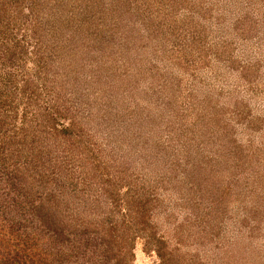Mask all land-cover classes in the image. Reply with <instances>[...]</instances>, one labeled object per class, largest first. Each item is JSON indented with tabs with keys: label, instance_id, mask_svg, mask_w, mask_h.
<instances>
[{
	"label": "trees",
	"instance_id": "16d2710c",
	"mask_svg": "<svg viewBox=\"0 0 264 264\" xmlns=\"http://www.w3.org/2000/svg\"><path fill=\"white\" fill-rule=\"evenodd\" d=\"M85 1L90 2L0 0V264H133L137 244L158 264H209L198 249L219 235L226 218L220 171L238 164L233 151L239 147L227 124L210 122L207 117L215 115L208 114L209 107L194 112L204 119L188 127L162 125L152 109L141 127L145 105L138 108L145 95L148 105H162V95L169 96L176 86L165 82L166 74L160 75L157 64L147 60L148 50L153 47L160 54L165 39L178 37L176 31L179 40L184 34L194 36L177 17L209 14L194 0H159L162 8L157 11H148L145 0H132L131 6L144 12L133 19L130 33L119 30L129 39L123 42L118 32L106 28L111 19L92 18L95 6L83 5ZM251 24L246 22L243 32L252 39ZM203 32L207 39L202 45L219 57L218 43ZM81 44L87 54L78 51ZM93 47L100 48L102 57L109 51L112 64L106 69L86 67L83 60ZM102 89H109V95L103 94L104 107L99 100L92 106L91 96ZM168 99L165 103H174ZM205 99L200 101L207 104ZM165 107L176 111L174 105ZM97 116L102 121L96 132L114 130L120 122L126 132L113 141L103 137L97 145L79 138L80 124ZM141 129L148 137L145 142ZM153 129L160 137L151 146ZM50 142L55 143L53 150H60L47 149ZM181 199L187 213L180 212V220L179 212L168 211ZM209 223L214 228L206 229Z\"/></svg>",
	"mask_w": 264,
	"mask_h": 264
},
{
	"label": "rangeland",
	"instance_id": "374dc122",
	"mask_svg": "<svg viewBox=\"0 0 264 264\" xmlns=\"http://www.w3.org/2000/svg\"><path fill=\"white\" fill-rule=\"evenodd\" d=\"M102 1L106 2L105 8L102 6L104 4L102 2L100 6L98 5V0L85 1L83 5L90 6L92 3L95 6L93 12H90L92 18L111 19V24L106 28L111 29L112 32H118L116 36L118 35L123 42L129 40H126L120 31L130 33L133 19L142 17L143 9L131 6L132 0H128L130 6L127 5L126 0ZM139 1L137 0L138 3H143ZM144 2L147 4L148 11L153 9L157 11L158 8H162L159 6V0H145ZM193 3L201 12L209 14V17L202 16L200 12H194L193 16H180L181 18L177 17L176 19L182 23L183 30L194 31V36H185L186 34H184L179 40L180 32L175 30L178 37L171 36L165 39L160 54H156L153 47L146 53L147 60L157 64L161 71L160 75L166 74L165 82L173 81L176 86L169 96L163 97L162 95V105L157 107L148 105V95L144 96L142 100L145 103L138 106L139 108L145 105L144 113L140 118L143 120H141V127L144 120H148L147 112L151 109L154 111H150L151 115L156 117V122L159 118L163 119L162 125L177 122V124L182 123L188 127L194 123L198 125L197 122L204 118L199 120L194 117L195 113L200 114L208 107L210 108L208 114L212 112L215 116H208L207 118H210L211 121L208 119L204 121L213 123L214 119H217L223 123L224 127L226 124L229 126L230 129L227 131L231 130V139L239 147V150L233 151V158L238 164L229 170H226V167L220 171L223 177L219 178L221 185L219 193L223 194L226 218L220 227L219 235L213 239L208 238L207 246L202 242L198 249L202 254L199 256L205 261L210 260L209 264H264V0H194ZM240 4L246 7L243 9ZM163 16L165 15L158 16V19ZM130 17L132 20L126 26L123 22ZM246 22L247 25L252 23V39L247 38L243 32L245 29L243 25ZM206 30L207 33H210L211 39L218 43L216 48L218 47L220 50L219 57L211 54L210 50L201 43L203 39H207L204 38L205 33L203 32ZM83 44L78 48V51L83 49V52L87 54L88 50L82 47ZM172 45L174 50L171 49ZM100 52V48H92L88 54L89 57L83 60L87 62L86 67L94 66L92 69H95L98 65L106 69L109 64H112L111 58L107 59L109 51H103V57ZM206 53L211 54L206 55L210 58L208 62L204 61ZM169 55L170 57H168ZM244 67L246 70L243 69ZM244 72L245 76H243ZM102 90L105 92L100 91L96 93V97L91 96L92 106L96 107L99 100L98 103L104 107L106 97H103V94L109 95V89ZM197 90L202 91L203 94H199ZM191 93L194 94L192 98ZM158 95L160 96L159 90ZM149 97L151 98V96ZM100 98H102V102H100ZM167 98H172L174 103L171 101L165 103ZM203 98H206V107L203 104L204 101H200ZM164 103L165 106L174 105L176 111L166 109ZM135 105L129 104V107L134 109ZM180 108L186 110V114ZM96 118L88 125L80 124L79 138L87 137L91 139L93 145H97L103 140V137H108L113 141L126 132L124 125L120 122L118 128L114 130L109 128L105 132L98 133L96 126L102 119L98 116ZM117 119L115 116L112 121ZM77 120L79 119L77 118ZM233 124L235 127L231 129ZM219 126L226 130L221 125ZM141 131V137H144L145 142L148 137L144 136L142 129ZM158 134L159 130H151V146H154ZM50 143L52 145L47 149L50 148L49 150L52 152L58 151L59 148L56 150L52 148L55 143ZM146 144L147 142L144 145ZM65 145L69 149L75 150V146H72L71 143L68 145L67 142ZM59 146L61 147L60 144ZM104 147L108 149L107 143H104ZM182 147L188 150L185 143L182 144ZM209 155L212 156L211 153ZM118 158L116 156V159ZM138 158L137 155H134L133 164L137 168L140 167V161L136 160ZM221 159L220 157V162L223 161ZM177 194L174 195L176 199L180 198ZM182 199L174 200L168 211L170 214L179 212L177 218L180 220L183 219L181 213H187L185 212L186 208L183 207L185 203ZM191 200L195 201L193 198ZM177 204H179L178 208H176ZM181 208L184 210L181 211ZM211 228H214V225H207L206 229L210 230ZM206 237L204 234L203 238ZM217 243L220 244L217 245ZM209 256L214 259V263L211 262ZM133 264H158V262L153 254L146 253L142 245L137 244Z\"/></svg>",
	"mask_w": 264,
	"mask_h": 264
}]
</instances>
